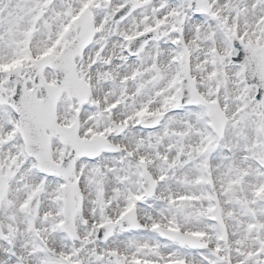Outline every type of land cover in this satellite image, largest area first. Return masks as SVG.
<instances>
[{"label":"snow or ice","instance_id":"1","mask_svg":"<svg viewBox=\"0 0 264 264\" xmlns=\"http://www.w3.org/2000/svg\"><path fill=\"white\" fill-rule=\"evenodd\" d=\"M0 264H264V0H0Z\"/></svg>","mask_w":264,"mask_h":264}]
</instances>
